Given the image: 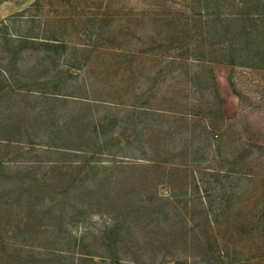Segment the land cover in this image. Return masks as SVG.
<instances>
[{"label": "rangeland", "instance_id": "rangeland-1", "mask_svg": "<svg viewBox=\"0 0 264 264\" xmlns=\"http://www.w3.org/2000/svg\"><path fill=\"white\" fill-rule=\"evenodd\" d=\"M193 5L0 0V264H264V136L235 120L226 63L221 111L207 88ZM258 66L238 81L264 99Z\"/></svg>", "mask_w": 264, "mask_h": 264}, {"label": "trees", "instance_id": "trees-1", "mask_svg": "<svg viewBox=\"0 0 264 264\" xmlns=\"http://www.w3.org/2000/svg\"><path fill=\"white\" fill-rule=\"evenodd\" d=\"M205 0V5L195 7L192 6L194 12L198 10H205V19L202 14V19L206 20L207 35H203L204 42L209 44L207 46V54L197 57L202 61L201 73L208 72L207 81L208 89L213 90L216 102L221 111L222 98L217 91V83L214 75L213 63H226L229 68L228 84L233 94L238 99V108L236 111L237 122L243 124L244 132H251L255 135L264 136V99L255 96L244 85L238 81L239 68H256L261 64L264 66V0H242L241 3H234L236 9L225 7L226 3L221 0ZM256 3V4H254ZM198 9V10H197ZM238 10V11H237ZM200 14V13H199ZM4 21L0 22V24ZM216 39L220 40V44L214 43ZM27 43L33 45L32 41H22L18 51L27 48ZM46 48H58L60 45L51 41H44L42 43ZM35 46V45H33ZM36 48V47H33ZM217 54L221 58L217 57ZM19 53L13 54V62L19 59ZM261 99V100H259ZM258 124L256 132L249 131L251 127L247 124ZM210 136V134H208ZM211 138V137H210ZM261 139H256L260 142ZM264 141V140H263ZM214 143H210L209 147L213 148ZM226 181L216 179L210 183L207 203L209 209H218V213L223 206L230 205L229 191L232 190V180L229 176H225Z\"/></svg>", "mask_w": 264, "mask_h": 264}]
</instances>
